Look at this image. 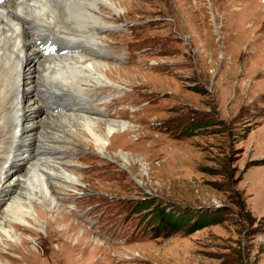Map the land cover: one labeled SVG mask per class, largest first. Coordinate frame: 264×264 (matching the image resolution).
<instances>
[{
	"label": "rangeland",
	"instance_id": "obj_1",
	"mask_svg": "<svg viewBox=\"0 0 264 264\" xmlns=\"http://www.w3.org/2000/svg\"><path fill=\"white\" fill-rule=\"evenodd\" d=\"M124 1L122 27L101 39L120 56L112 66L128 68L126 80L115 77L125 97L112 107H130L124 118L141 128L123 143L131 171L121 157H94L85 147L79 163L89 192L67 215L77 232L31 219L17 240L6 239L20 245L24 237L28 261L0 243L5 264H264V73L253 62L260 53L248 48L250 38L233 49L226 34L238 25L230 15L223 27L219 15L228 0L216 6L217 21L178 0ZM223 53L236 66L226 85ZM245 72V87L236 88ZM88 229L90 251L80 257L75 245ZM100 232L103 241L94 239Z\"/></svg>",
	"mask_w": 264,
	"mask_h": 264
},
{
	"label": "bare ground",
	"instance_id": "obj_2",
	"mask_svg": "<svg viewBox=\"0 0 264 264\" xmlns=\"http://www.w3.org/2000/svg\"><path fill=\"white\" fill-rule=\"evenodd\" d=\"M238 1L228 0L226 12L219 13L221 24L227 26V16H233L231 25H238L237 29L225 33L233 39V49L250 38L248 48L261 56L259 61L253 59L254 68L264 73V0ZM220 2L178 0L176 4L200 7L203 20L211 10L217 21L214 14ZM119 10L117 0H0V243L17 240L18 229L26 230L31 219L38 223L43 217L47 226L63 223L66 232H77L67 215L77 214L73 200L82 191L89 192L79 163L87 161L81 157L85 147L94 157L117 161L121 157L119 165L130 168L129 153L123 148L128 146L123 143L141 128L124 118L130 107H112L125 97L115 77L126 80L128 68L112 66L120 56L101 39L102 33L122 27ZM185 17L194 18L192 12ZM222 56L229 61L220 78L226 85L234 62L226 53ZM249 74L245 72L236 88L245 87ZM22 165H26L23 170ZM138 183L144 185L142 179ZM64 205L71 209L63 210ZM50 212L56 213L54 219L48 217ZM89 233L88 229L78 237L75 249L82 251L80 257L91 246ZM97 238L103 241L101 232ZM72 239L71 235L67 242L73 243ZM25 242L23 237L20 245L9 244L21 252V261H28L30 252ZM3 257L0 253V264H5Z\"/></svg>",
	"mask_w": 264,
	"mask_h": 264
},
{
	"label": "trees",
	"instance_id": "obj_3",
	"mask_svg": "<svg viewBox=\"0 0 264 264\" xmlns=\"http://www.w3.org/2000/svg\"><path fill=\"white\" fill-rule=\"evenodd\" d=\"M197 220H199V218H198ZM202 226H204V224H203V223H202V224H200V225H196V227H195V226H193V227H192V230L199 229V228H200V227H202Z\"/></svg>",
	"mask_w": 264,
	"mask_h": 264
}]
</instances>
